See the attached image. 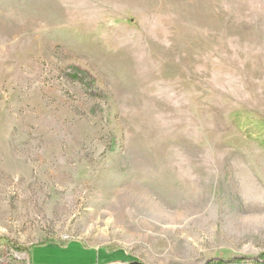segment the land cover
<instances>
[{
  "label": "rangeland",
  "instance_id": "374dc122",
  "mask_svg": "<svg viewBox=\"0 0 264 264\" xmlns=\"http://www.w3.org/2000/svg\"><path fill=\"white\" fill-rule=\"evenodd\" d=\"M264 264V0H0V264Z\"/></svg>",
  "mask_w": 264,
  "mask_h": 264
},
{
  "label": "crops",
  "instance_id": "0c3cea01",
  "mask_svg": "<svg viewBox=\"0 0 264 264\" xmlns=\"http://www.w3.org/2000/svg\"><path fill=\"white\" fill-rule=\"evenodd\" d=\"M30 261L32 262V264H40V263H38V262H34V263H33L34 260L32 261L31 258H30ZM42 264H43V263H42Z\"/></svg>",
  "mask_w": 264,
  "mask_h": 264
}]
</instances>
